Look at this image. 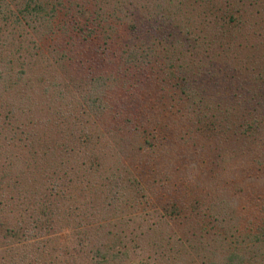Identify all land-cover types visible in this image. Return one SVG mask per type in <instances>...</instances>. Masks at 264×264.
<instances>
[{
  "label": "trees",
  "instance_id": "obj_1",
  "mask_svg": "<svg viewBox=\"0 0 264 264\" xmlns=\"http://www.w3.org/2000/svg\"><path fill=\"white\" fill-rule=\"evenodd\" d=\"M222 1L227 6H219ZM228 1L134 0L131 16L126 0H92L91 5L87 0H0V264H75L79 257L116 264L126 255L128 224L110 227L106 220L145 197L140 192L136 200L128 193V186L137 192L142 185L114 163L128 135L150 142L161 129L162 138L175 140L178 149L198 151L199 135L225 133L239 110L248 114L238 122L247 133H259L256 145L259 154L264 151V107L260 113L256 97L264 80L251 78L234 87L227 104L218 100L221 88L209 85L229 73V64L220 66L215 53L210 55L219 43L215 32L223 35L227 29L231 40L229 21L244 22L238 18L243 8ZM28 68L36 71L22 76ZM147 82L158 89L149 107L162 100L178 122L185 120L176 138L164 132V123L135 110ZM260 159L257 164L264 166V155ZM221 172H214L219 183ZM77 186L87 189L82 193L87 212L82 206L73 212ZM201 190L194 181L181 196L168 191L159 196L164 211L159 217L166 215L168 226L175 218L185 225L174 228L181 229L180 241L167 236L155 242L157 257L166 264H264V189L237 186L229 205L214 188L208 191L212 197ZM190 194L186 204L181 197ZM95 195L106 199L105 207L102 200L91 203ZM95 219H103L97 222L100 231L89 233L88 223ZM62 225L80 233L75 254L80 253L66 260L51 243L59 242ZM141 231L154 235L161 229L147 225Z\"/></svg>",
  "mask_w": 264,
  "mask_h": 264
},
{
  "label": "rangeland",
  "instance_id": "obj_2",
  "mask_svg": "<svg viewBox=\"0 0 264 264\" xmlns=\"http://www.w3.org/2000/svg\"><path fill=\"white\" fill-rule=\"evenodd\" d=\"M87 1L91 5L92 0ZM113 1L114 0H108L109 3ZM126 1L128 2V7L131 6L130 10L133 12L130 13L131 16L132 14H136L134 12V8L136 7V4H133L134 0ZM151 1L155 3L161 0ZM226 4L227 3L223 5L222 1L219 3V6H227ZM232 4L233 8H243L240 11L241 16L238 17L236 14H234V16L244 19V22L241 23V20H239L238 23L235 24L234 21H229V26L232 28L231 40H227L225 36V34H229L227 29L224 31L225 34L223 35H221L222 32H215L220 37L217 39L219 43L216 45L214 51L210 52V55L211 53H215L216 57L214 58H219L216 62L220 64V66L229 64V73L226 74V76H222L220 73L219 78L211 81L209 84L211 90L214 85L221 88V92H216V94L218 100L224 99V101H226L224 103L226 104L231 102L229 101L230 97H234L233 91L236 92L234 87L238 88V85L242 87V85H245L244 83L251 81V78L255 79L259 77L264 80V0L228 1V5ZM124 30L127 31L125 28ZM41 31L42 29L40 32ZM233 33L236 34L234 35ZM40 34L42 35V33ZM34 35L36 38H39L37 33ZM33 71H36L35 68L31 70L28 68L21 75L25 76ZM223 77L227 80L225 81ZM243 77H245V79ZM150 79L152 81V78ZM38 91H40V89H38ZM157 92L158 89L156 85L148 82L145 83L137 95L138 101L135 110L140 111L139 114H142L143 117L147 116L148 119L162 123L161 125L164 123L165 126L162 127L164 132L168 131L171 136H173L171 138H176V130L184 127L186 122L184 119L178 122L179 119L176 115L168 113L169 111L163 108L162 100H157L156 107L152 105L149 107L150 100L155 98ZM250 97L251 95L246 93V98L249 99ZM256 97L259 99L257 105L259 108L258 111L261 113V108L264 107V91L258 93ZM247 104H249V101H247ZM250 104H252L251 101ZM162 114H166V116H162ZM247 114L248 113L243 111L236 110L233 115L235 125L229 128L225 133H220L218 131L219 134L216 135V137H205L201 133L199 135V144L196 146V148L201 151V155H199V150L193 151L189 148L183 150L181 148L178 149L179 145H176L175 140H164L161 134L163 130L161 129L157 131L154 138L148 139L150 142H143L142 137L137 136L139 134L127 136L128 145L125 149L119 151V155L117 156L118 160H116L119 162L114 163H119L122 169L125 168L122 174L125 173L126 175L134 176L139 186L142 185L141 190L137 192H134L131 185L128 186L130 187L128 193L133 195L136 200L141 193H143L145 197L139 199L138 206L128 203L130 205L123 211L122 216H113L110 220H106L107 222L109 221L110 227L123 222L128 224L125 225L127 229L125 230L123 247L126 255L121 254L116 264H166L165 259H160L157 257L156 253H154L153 249L155 242L159 239L164 240L167 236V239L174 241H180L179 239L182 238L180 237L182 234L181 229L179 232L174 229L176 225H179V219L175 218L172 224L168 226L167 222H165L166 215L159 217V215H163L162 212L164 211L160 209L158 198L159 196L163 198V196L167 194V191L172 195L181 196L187 186L191 182L193 183L196 181L198 185L202 187L201 192L203 194L205 193L207 197H212V194L208 191L214 188L213 193H219L221 197L225 196L226 202L229 205L234 195V188L237 186L241 185L245 191L264 189V166L256 162V159H260V155H264V151H261V154H259L258 146L256 145L257 140L255 137L259 136V133L256 132L253 135L247 133V128L242 127L241 123L238 122L240 115H242V118H245ZM157 127L158 126H155L156 129ZM40 128L41 126L39 125L38 129ZM184 162H186L185 168L182 167ZM256 167H259V169L256 170ZM126 168L129 173L125 171ZM219 168H222L220 178L223 179V182L221 181V183L216 181V175L214 173L215 171H219ZM123 179L124 176L120 178V180ZM75 189L77 192L75 201L77 206L74 210L72 209L73 212H79L81 206L83 211L87 212L89 208L87 209V206L85 207L84 205L88 199L86 198V193L85 199L82 194L86 192L87 189L80 186H77ZM153 193H155V195L152 198H147L148 196L151 197ZM190 197L191 194L189 197H181V199L187 204ZM207 197H204V199L207 200ZM142 199L147 201L142 202ZM90 200L93 204L99 203L102 200L100 204H103V207H105L106 199L103 197L95 195L91 197ZM202 206L200 208H202ZM100 211V213H103L104 209ZM199 211L201 210L199 209ZM90 214H93L92 209ZM99 214L96 213L95 215L99 216ZM71 218L70 215H68L65 221L70 222L72 221ZM89 218L90 216L88 219ZM96 219L88 223V227H90L89 233L91 231H100V225L97 222L103 219ZM87 222L88 221H86V223ZM182 223L185 225V221L182 220L179 226H181ZM147 225L149 227H154V225L159 226V229H161V231H158L159 235L140 232V230ZM82 227L83 226H80V228ZM163 227L165 230H162ZM58 230L59 232L56 236L59 242L54 238L51 243L52 246H59L57 250L61 252L59 256H61L63 260H66L68 256H76L80 253L78 251L75 254L76 246L79 245L76 243V238L80 234L77 231L78 229L69 225H62ZM130 230H132L131 233L129 232ZM0 247H3L1 241ZM1 252L4 253L3 250ZM79 259L82 260L79 261ZM75 264L92 263H89L87 258L79 257ZM185 264H187V262H185Z\"/></svg>",
  "mask_w": 264,
  "mask_h": 264
}]
</instances>
